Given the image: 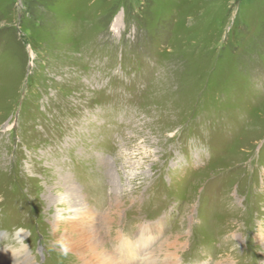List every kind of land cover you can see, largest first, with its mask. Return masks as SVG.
<instances>
[{
  "label": "rangeland",
  "instance_id": "374dc122",
  "mask_svg": "<svg viewBox=\"0 0 264 264\" xmlns=\"http://www.w3.org/2000/svg\"><path fill=\"white\" fill-rule=\"evenodd\" d=\"M261 228L264 0H0V260L264 264Z\"/></svg>",
  "mask_w": 264,
  "mask_h": 264
},
{
  "label": "bare ground",
  "instance_id": "6f19581e",
  "mask_svg": "<svg viewBox=\"0 0 264 264\" xmlns=\"http://www.w3.org/2000/svg\"><path fill=\"white\" fill-rule=\"evenodd\" d=\"M22 236L23 234L20 236V239L22 238ZM258 238H261L264 241V228H261L258 230ZM179 242H180V239L177 238L176 239L177 246L180 245ZM72 246H74V248L76 249L77 255H78L77 257L79 260L87 259L88 261H92L91 263L93 264H137V262H139V260H135L132 256L130 259L129 258L127 259V262L125 261L121 262L122 260L114 258L111 255L109 257L108 255L107 256L105 254L103 255V253L101 251H98L97 248L96 250H93V248L88 249L89 247L87 248V245L84 246L83 244H80V243H76V245L73 244ZM173 256L174 255H171L172 258H174ZM150 257L151 255L150 256L146 255L145 261L142 262L141 264H172L173 262L171 259H168V256L164 257L166 259H163L162 261H158V259L155 258L147 262V259H150ZM27 261L29 262V260L24 258L21 263L23 262L27 263ZM0 264H20V263L18 259L14 258V259H8V260H0ZM216 264H230V262L228 261V259H223L222 261L221 260L217 261Z\"/></svg>",
  "mask_w": 264,
  "mask_h": 264
}]
</instances>
